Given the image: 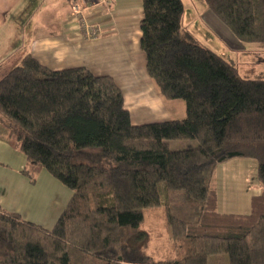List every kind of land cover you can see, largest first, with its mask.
Here are the masks:
<instances>
[{"label": "trees", "instance_id": "16d2710c", "mask_svg": "<svg viewBox=\"0 0 264 264\" xmlns=\"http://www.w3.org/2000/svg\"><path fill=\"white\" fill-rule=\"evenodd\" d=\"M141 2L148 75L166 99L185 101L186 118L134 125L111 76L25 55L0 79V127L30 183L46 171L72 197L51 229L0 207V264H161L140 228L160 206L176 245L163 264H264V79L196 42L182 0ZM205 2L242 42L264 43V0ZM186 140L197 145L171 149ZM91 147V163L74 161ZM237 158L257 162L262 188L246 215L219 212L214 186L217 167Z\"/></svg>", "mask_w": 264, "mask_h": 264}, {"label": "crops", "instance_id": "0c3cea01", "mask_svg": "<svg viewBox=\"0 0 264 264\" xmlns=\"http://www.w3.org/2000/svg\"><path fill=\"white\" fill-rule=\"evenodd\" d=\"M71 2L0 0V79L30 54L54 71L83 66L97 76H111L123 92L134 125L185 119V101L166 99L148 75L140 47L141 0H112L110 15L100 21L105 33L96 40L81 36ZM245 160L249 159L237 158L217 167L219 212L249 214L252 197L261 193L258 172L256 178L252 176L258 164ZM26 162L0 127V207L51 229L72 193L46 171L30 183L21 173Z\"/></svg>", "mask_w": 264, "mask_h": 264}, {"label": "rangeland", "instance_id": "374dc122", "mask_svg": "<svg viewBox=\"0 0 264 264\" xmlns=\"http://www.w3.org/2000/svg\"><path fill=\"white\" fill-rule=\"evenodd\" d=\"M182 1L185 9L184 29L196 42L207 46L236 66L240 75L245 79H264V43L242 42L214 12L208 9L205 0ZM194 142L171 141L170 147L173 151L190 149L192 144L197 145V142ZM98 152L97 147L77 151L74 154V161L91 163L94 155ZM245 161L254 165L255 160ZM257 172L258 168L255 167L252 173L254 178H256ZM64 188L72 193L69 188ZM140 228L149 234L147 253L153 256L157 262L163 264L164 261L175 257V238L163 206L147 209ZM209 264H228V262L226 257L215 256L210 258Z\"/></svg>", "mask_w": 264, "mask_h": 264}, {"label": "built area", "instance_id": "2783aa9c", "mask_svg": "<svg viewBox=\"0 0 264 264\" xmlns=\"http://www.w3.org/2000/svg\"><path fill=\"white\" fill-rule=\"evenodd\" d=\"M112 0H72L73 18L78 22L81 36L86 40H96L105 33L101 19L110 15Z\"/></svg>", "mask_w": 264, "mask_h": 264}]
</instances>
